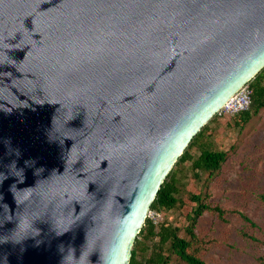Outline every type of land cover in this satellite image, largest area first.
Masks as SVG:
<instances>
[{
	"label": "water",
	"instance_id": "1",
	"mask_svg": "<svg viewBox=\"0 0 264 264\" xmlns=\"http://www.w3.org/2000/svg\"><path fill=\"white\" fill-rule=\"evenodd\" d=\"M264 67V0H0V264H129L193 136Z\"/></svg>",
	"mask_w": 264,
	"mask_h": 264
},
{
	"label": "rangeland",
	"instance_id": "2",
	"mask_svg": "<svg viewBox=\"0 0 264 264\" xmlns=\"http://www.w3.org/2000/svg\"><path fill=\"white\" fill-rule=\"evenodd\" d=\"M214 118L209 120L207 140L214 149L227 150V160L214 176L205 171L196 175L190 162L184 164L186 169L183 168L180 176L185 205L159 212L160 219L183 226L185 214L193 204L192 193L209 194L210 204H219L229 212L224 220L209 211L198 219L195 231L209 242L202 245L203 258L213 264H264L261 261L264 256V200L261 197L264 194V108L243 127L230 117ZM191 151L196 156L199 154L197 147ZM240 212L251 217L256 225L246 221ZM244 231L255 234L260 241L244 235Z\"/></svg>",
	"mask_w": 264,
	"mask_h": 264
},
{
	"label": "trees",
	"instance_id": "3",
	"mask_svg": "<svg viewBox=\"0 0 264 264\" xmlns=\"http://www.w3.org/2000/svg\"><path fill=\"white\" fill-rule=\"evenodd\" d=\"M252 91L251 106L236 114H225L214 117L234 119V123L243 127L254 115L259 114L264 108V67L247 82ZM217 114V113H216ZM230 118H228L230 120ZM205 124L192 138L184 152L180 155L174 166L161 184L155 199L151 203L150 209L157 212L172 210L185 205L183 199V181L180 173L185 168L184 164L190 162V166L196 175L205 171L209 176L219 173L223 164L227 160L229 152L225 149H214L208 139V124ZM197 147L199 154L196 156L191 149ZM210 195L202 192L192 193V205L185 214L183 226L174 225L163 220L155 221L147 217L141 231L138 233L133 248L129 264H213L206 261L201 255L202 245L209 242L198 236L195 226L198 219L206 211L215 212L221 219H225L228 209L221 205H212L207 200ZM264 200V194L261 195ZM236 212V210H234ZM241 216L252 225H256L254 220L247 214L240 212ZM184 230V233H181ZM255 241H260L255 234L243 232ZM264 263V256L261 258Z\"/></svg>",
	"mask_w": 264,
	"mask_h": 264
},
{
	"label": "built area",
	"instance_id": "4",
	"mask_svg": "<svg viewBox=\"0 0 264 264\" xmlns=\"http://www.w3.org/2000/svg\"><path fill=\"white\" fill-rule=\"evenodd\" d=\"M252 103V91L249 84L246 83L240 87L217 111L219 116L225 114H236L241 111L247 110ZM148 217L153 218L155 221L160 220V213L150 209Z\"/></svg>",
	"mask_w": 264,
	"mask_h": 264
}]
</instances>
